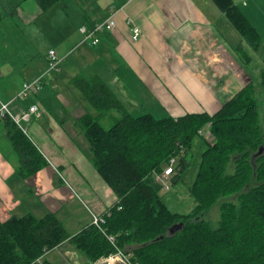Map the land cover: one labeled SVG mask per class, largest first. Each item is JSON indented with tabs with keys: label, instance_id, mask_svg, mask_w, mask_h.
I'll return each mask as SVG.
<instances>
[{
	"label": "trees",
	"instance_id": "obj_1",
	"mask_svg": "<svg viewBox=\"0 0 264 264\" xmlns=\"http://www.w3.org/2000/svg\"><path fill=\"white\" fill-rule=\"evenodd\" d=\"M36 1L46 12L59 0ZM212 1L250 48L258 49L262 35L236 1ZM237 51L245 64L251 62L245 48ZM72 82L96 111L78 124L89 142L90 161L117 200L99 225L91 223L73 235L54 212L0 220V264H54L46 255L64 242L83 251L88 264L117 250L131 264H264V67L215 113L178 117L134 115L97 72L85 71ZM114 110L120 115L105 127L102 119ZM5 124L25 179L48 162L12 119ZM204 128L213 139H205L191 188L197 205L191 213H175L161 199L157 177L172 157L174 173L188 169L194 138L202 137ZM180 222L184 226L172 233Z\"/></svg>",
	"mask_w": 264,
	"mask_h": 264
},
{
	"label": "crops",
	"instance_id": "obj_2",
	"mask_svg": "<svg viewBox=\"0 0 264 264\" xmlns=\"http://www.w3.org/2000/svg\"><path fill=\"white\" fill-rule=\"evenodd\" d=\"M235 1L250 20L264 22V0H246L245 6L242 1ZM81 2L86 14L77 11L81 20H85L80 28L92 27L109 16L116 22L112 30L98 33L97 45L83 42L82 38L60 55L64 65L58 70L49 71L48 60L50 49L58 54L56 47L48 51L25 48L29 53L24 56L22 69H17L15 56L0 64V105L12 101L24 82L45 75L44 87L35 96L13 101L11 110L22 112L32 104L38 105L39 115L32 117L27 135L48 162L23 179L18 172L19 160L6 134L5 120H0V220L27 213L43 217L54 212L72 235L75 233L69 231L70 227L82 229L93 223L96 216H103L117 200L90 161L89 142L78 124L88 110L72 79L88 70L95 58L104 62L95 64L97 71L131 113L137 109L142 112L134 115L152 113L153 109L146 106L150 103L154 107L159 101L162 114L153 113L158 117L200 111L215 113L226 100L253 82L264 67V57L262 65L243 62L237 48L250 46L236 29L228 26V17L212 0ZM70 4L78 10L75 2ZM1 6L3 10L14 7L18 12L19 6L12 0H3ZM255 10L261 13L259 17ZM129 20L142 30L138 40L132 38ZM75 50L78 52L73 63L68 56ZM168 53L171 62L167 60ZM120 61L124 62L121 71L125 68L127 75L129 70L139 78V92L145 101L123 95L126 81L121 77L126 76L118 71ZM66 88L72 102L63 96ZM83 254L64 242L46 257L54 264H83L86 262Z\"/></svg>",
	"mask_w": 264,
	"mask_h": 264
},
{
	"label": "rangeland",
	"instance_id": "obj_3",
	"mask_svg": "<svg viewBox=\"0 0 264 264\" xmlns=\"http://www.w3.org/2000/svg\"><path fill=\"white\" fill-rule=\"evenodd\" d=\"M12 1L19 6L18 12L16 10H13L14 7L9 8L8 10L0 9V64L6 63V58L15 56V58L17 59V69H22V65L25 62L24 56L29 53L25 48H31L32 50L36 49L37 51L45 49V51H48L50 47H56L58 48L59 57H61L60 55L67 53L71 47L79 43L83 38V34L80 31V25H82L85 20H81V14L77 12L80 9V13H82L83 15L86 14V7L84 3L81 2V0H59L46 12L41 11L40 6L37 4L36 0ZM240 1H242L243 6H245L247 3L246 0ZM74 2L78 7V10L71 6L70 3L73 4ZM256 14L257 17L261 15V13H259L258 11H256ZM228 20V26L230 28L236 29L229 18ZM256 23H258L259 26ZM253 24L257 27L262 35L261 44L256 50L247 48L245 45H242V47L245 48L251 56V61L253 62L252 65H262V58L264 57V22L261 20H257V22H253ZM87 44L88 43H86L85 46H87ZM25 45L26 47H24ZM77 52V50L73 51L72 54L68 56V60L76 63ZM171 59V54L168 53L167 60L171 62ZM63 60L64 59H61L59 67H63ZM109 62L111 63L112 61ZM93 63L94 64L85 71H89L90 74H92L93 72L99 73L95 67V64L99 65L104 62H100V59L95 58ZM119 65L120 67L118 71H121V67L124 66V62L120 61ZM122 70V74L126 76L125 78L121 77V79L126 81L123 95L125 97L127 96L131 98H133L134 96L135 100L139 102L145 101L142 99L143 96L141 92H139V90L141 89L139 85V78L134 77V74H130L129 70V75H127L125 68ZM161 79L165 81L163 77ZM69 93V90L66 88V91L64 90L63 92V96H65V98L68 99L69 102H72L73 100L68 98L70 97ZM77 95L79 96V98H82V104L87 108L88 111L96 113L95 109L91 106V104L87 101V99L82 95L80 91H78ZM31 96H35V94H31ZM155 103L156 105L154 107L149 103V105L146 106L148 107L147 109H153L151 111L156 115L162 114L161 111L163 109L161 108V103L159 101H156ZM141 112L142 110L137 109L134 114H139ZM113 115H120V113L115 110L109 112L102 119V124L105 127H110L114 123L115 117H113ZM202 137L196 136L194 138V146L188 155L190 160V166L188 167V169H186L182 173L175 171V173L171 176L163 178L162 187L160 189L161 199L164 201L167 207L175 213L183 215L191 213L197 205V199L193 195L191 188L199 169L201 154L207 147L205 141L206 138L205 136ZM175 176L177 177L173 179V177ZM80 229L81 228H79V226H72L69 228V231L76 234L80 231ZM83 255L86 261L83 264H88L90 262V258L85 253ZM70 256H67L69 261L71 260Z\"/></svg>",
	"mask_w": 264,
	"mask_h": 264
},
{
	"label": "built area",
	"instance_id": "obj_4",
	"mask_svg": "<svg viewBox=\"0 0 264 264\" xmlns=\"http://www.w3.org/2000/svg\"><path fill=\"white\" fill-rule=\"evenodd\" d=\"M129 23H131V31H132V38L133 40H138L142 35V30L138 25H135L129 20ZM116 26V22L113 19L112 16H109L108 18L98 21L94 23L92 27H86L82 26L80 28V31L83 34V42H89L90 44H97L99 42V36L98 33L104 30H112ZM48 60H49V71L51 70H58L59 69V63L61 61L60 57L57 54V51L55 49H50L48 53ZM2 77V73L0 72V79ZM45 84V75H41L34 80L26 81L23 83V86L21 90L17 93V95L12 99V101H9L7 103H2L0 105V120H5L6 118L12 119L16 125L24 132L27 133V127L29 122L32 120L33 116L39 115V107L37 104H32L28 107V109L22 111V112H13L11 110V104L13 101L18 99H25L31 94L38 93ZM199 134L205 136L206 139L211 140L213 139V134L208 129H201L199 130ZM176 165V159L172 157L167 167L165 168L163 174L161 176H158L157 178L163 182V178H167V176H170L174 173L173 168ZM104 220L103 216H96L94 218L93 223L96 225H99ZM109 239L111 242L114 243L115 239L113 236H109ZM92 264H131L126 257V255L120 251L117 250L116 253H111L107 256H103L100 259L94 261Z\"/></svg>",
	"mask_w": 264,
	"mask_h": 264
},
{
	"label": "water",
	"instance_id": "obj_5",
	"mask_svg": "<svg viewBox=\"0 0 264 264\" xmlns=\"http://www.w3.org/2000/svg\"><path fill=\"white\" fill-rule=\"evenodd\" d=\"M184 226V222H180V223H177V224H174L172 227H171V232L174 233L176 231H178L181 227Z\"/></svg>",
	"mask_w": 264,
	"mask_h": 264
}]
</instances>
